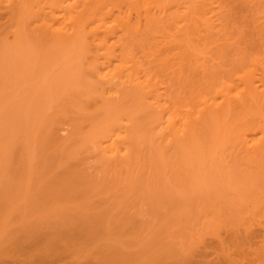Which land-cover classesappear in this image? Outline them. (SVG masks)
Returning a JSON list of instances; mask_svg holds the SVG:
<instances>
[{"label": "rangeland", "instance_id": "374dc122", "mask_svg": "<svg viewBox=\"0 0 264 264\" xmlns=\"http://www.w3.org/2000/svg\"><path fill=\"white\" fill-rule=\"evenodd\" d=\"M5 1L0 0V264H264V150L259 148L261 151L255 153L257 149H253L254 142L264 136L259 131L264 124L249 117L255 107H244L249 113L248 118L244 113L247 120L242 124L249 128L247 123L255 122L251 130L234 125L243 112L236 110L238 115L234 110L238 116L232 111L229 124L224 125L226 130L220 127L226 132L199 125L197 139L190 140L191 144L171 138L168 145L170 134H163L159 120H155L159 114L151 108L155 101L148 97L154 99L153 95L146 96L148 104L142 106L140 95L136 100L139 104L132 102L130 89V96L124 98L127 103L118 97L119 102L110 107L112 91L109 94L108 86L94 79L88 64L98 53L96 47L92 56L87 51L89 54L82 57V47L80 54L76 51L78 56L72 57L71 50L58 48L47 36L49 40L44 42L43 35L38 37L40 33L27 29L18 11L9 13V0ZM186 1L182 0L185 5L203 3ZM209 1L212 4L206 5L213 9L209 7L211 14L204 17H210L206 20L211 19L215 29L209 36L203 33L208 37L203 41L210 39L211 51L205 55L207 72H211L208 80L218 84L228 79L224 76L227 72L229 80L231 73L235 80V75L254 68L255 86L264 92V0ZM172 8L167 13H172ZM152 11L157 17L159 13ZM171 13L165 16L169 18ZM167 17L160 20L166 19L164 24L168 20V26L180 29L179 22L171 23ZM167 25L164 34L172 32ZM159 28L151 29L156 30L153 37L156 33L162 37ZM129 37L137 39L135 35ZM197 37L187 40L189 46H195ZM114 47V55L120 58L122 46L116 42ZM172 48L168 56L174 53ZM189 48L191 51L193 47ZM98 58L99 62L104 60L103 56ZM172 62L165 63L170 67ZM157 70L151 83L159 86V105L165 108V117L177 120L176 128L182 129L185 112L194 111L200 104L195 102H200L197 96H201L203 85L200 78H191L195 74L188 75L191 72L179 85L172 79L171 70ZM217 70L219 78H215L222 81L213 78ZM198 71L195 73L200 75ZM255 111L263 116L257 115L258 119L264 120V108ZM232 120V128L237 129L234 134L230 133ZM114 130L122 136L129 134L118 139L119 145L124 141L123 149L128 146L133 155H127L128 160L117 158L113 162L109 154L101 150L100 154L99 141L93 144L104 131L107 137ZM124 153L125 149L120 155Z\"/></svg>", "mask_w": 264, "mask_h": 264}, {"label": "bare ground", "instance_id": "6f19581e", "mask_svg": "<svg viewBox=\"0 0 264 264\" xmlns=\"http://www.w3.org/2000/svg\"><path fill=\"white\" fill-rule=\"evenodd\" d=\"M202 1H203V3L200 2V5L198 4V1H197V3L195 2V4H192V5L191 4L185 5L187 3L182 2V0H9L7 7L9 10V13H13L14 11H18L20 18H21V21L23 23H25V27H27V29L34 31V32H37V33H40L41 35L39 34L38 37H41L43 35L41 38L42 41L48 42L49 39L46 38V36H47L48 38H50V40H49L50 42L51 41L56 42L55 45H57V46L60 45L61 47H65L66 49L71 50L72 54L70 52L69 53L72 57L75 56L76 51L78 52V49H80L82 47H85L84 50L83 49L79 50L80 53L85 51L82 53V57H83V55L85 56L86 54H89L88 52H90V51H91L90 53H92V52H94V54H95V52L97 53V51H96V49H97L99 55H98V53L95 55L97 56V58L103 56L104 60L101 59V62L97 61L96 60L97 58L95 59L96 56L93 55V53H92L90 56L93 55L92 59H94L96 61L93 60L94 61L93 62L91 59L90 60V61H92L91 65H90V63H88V64H89V66H92L91 72L93 71L94 75L97 77V78L95 77L94 79H96V80L98 79L100 84L102 83L103 85H105V87L108 86L107 88H108V90H110L109 94H111L110 93L111 91H112V94H113V92L114 93L116 92L115 95L119 94V96H117V95L116 96H117V98L119 97L121 100H123L124 98L126 99V94H127V96H130V94H132V97L130 96V98L132 99V102H135L137 99H139V95H140V98H142L141 100L144 101V103L142 101H140L139 102L140 104H139L136 101L139 105L148 104V103H145L146 100L144 98H146V96L148 97L150 95H153L155 100L152 98V96H150L148 98L155 101L153 103L155 104V107L158 108V111L155 109V107L154 108L151 107L150 106L151 104L149 105V107H151L152 110L155 111L156 114L158 112V114H159L158 119L155 118V120H156V122H158L157 120H159L157 125H158V127H160V129H164L163 134H165V135L170 134L169 137H167L168 139H170L168 142L169 143L168 145H170V141H172L171 138H173V141L174 140L176 141L177 139H179V142H183L184 144L185 143L191 144L194 141V139H197V136H195L196 135L195 133H196L197 129L199 128L198 127L199 125L200 126H202V125L209 126L210 128L213 126L218 131V133H219V130H221L222 128H224L226 130L224 125L226 123L229 124V121H227V120H231V118L229 119V117H230V115H232L231 114L232 111L234 114V110H235V113L236 114L238 113V115H239V112H240L239 110L242 109L243 112H240V114L242 113L243 115L242 114H241L242 116L239 115L241 117V119L238 118V119H240V120H238V122H239L238 124L235 123L237 121V119L234 122H233V120L231 121L230 124H232V125H231L230 133L237 130V129L234 130V128H232L233 123H234V125H240L241 128H244L246 126V125L244 126L243 124L246 123L245 120H247V118H248L247 113H249L248 110H249V108L251 109V107H252V110L255 107L253 111H254V115L255 114L256 115L255 116L250 115L249 117H254L255 119L257 118V120H255V119H253V120H255L256 122H258V120H259L260 123L264 124L263 123L264 120H262L263 122L261 121L263 116L260 115L259 113L257 114L255 111V110H259V112L263 111V108H264V92H261L262 90L259 92L257 90V87L255 86L256 85L255 84L256 83L255 82L256 77H254V75H256V74H254L255 70L253 67H252L253 70L252 71L250 70V72H249V70L247 71V73L243 71L244 76L240 75V76L236 77L237 75H235V78L239 81H237L236 79L232 80L233 79L232 73H231L232 79L229 80L230 76H228V74H227L228 72L226 74H224V76L228 77V79L224 80V78H223L222 79L223 81L221 79L217 80L219 78V77H216V75L219 76L218 70L216 72L218 74L214 73L215 75L213 74L214 75L213 78L216 77L217 79L216 78L215 79L217 80V82L222 81L223 83L220 82L222 84H220V83L214 84V82H212L213 84H211L210 80H208V78L210 79L211 77L208 75L209 71L207 72L208 69L206 68L207 67L206 66V60H208V59L205 58V55L208 51L210 53L211 49L208 50V47H209L208 41L210 39H207L208 37L204 34L205 33H207V35L209 33L211 34L212 30L214 28V25L212 26L211 19L206 20L210 17L205 19L206 16L204 17V15H207V13H210L211 10L213 9V8L211 9L212 6H209L212 4L213 1L211 3L209 0L208 1L202 0ZM5 2H7V1H5ZM192 2L193 1L191 0L190 3H192ZM181 3H184V5H182ZM207 3L209 5H206ZM174 5H176V7H174ZM182 6H184V7H182ZM202 6L204 9L202 8ZM170 7L175 8V9L172 8L173 9L172 13H171V11H169L172 14V15L170 14V16L168 15L170 18V21H172L171 23H174V24H175V22L176 23L179 22V26H181V27H179L178 24H176V26H178V28H180V29H175V26H171L173 24H169V26H168L167 24L170 23L168 20L166 21L167 24L166 23L164 24L166 19L163 20V22L161 21L164 18L161 19L160 17L164 16L166 18L167 15L165 16V14H169V12L167 13V11H168V9H171ZM209 7L211 10L209 9ZM0 8H2V6ZM206 8H208V10ZM152 10H155V13L156 12L159 13V14L158 13H156V14H158V15L161 14L163 16L160 15L158 17V15H157V17H158L157 18L155 16V14H152L154 12ZM203 11L204 12L206 11V14H204ZM207 11H209V12H207ZM178 13H180L181 15L179 16ZM150 15L152 17L154 15L156 17V19H158V22L156 19H154L155 22L151 21ZM177 16H178V20L175 21V19H177ZM169 18L167 17V19H169ZM143 20H145L144 23H143ZM180 21H182L183 24L180 23ZM152 22H154V23H152ZM208 22H210V24ZM151 23H152V25L149 26V24H151ZM155 25H158V26H155ZM160 25H162V26L159 28ZM164 25H167V27H168L167 29H169L171 27L173 28V29L171 28L172 32L169 29V32H171L170 34H167V33L164 34L163 33L164 29H166ZM153 27L155 29L157 27L160 29V31L162 33L160 31L159 32H160L162 37L161 36H159V37H161V38H158V33H156L157 37H153L152 34H154V32H156V30L158 31V28H157L156 30L154 29V32L153 31L151 32V29L153 30ZM174 29L176 31L177 30L178 31L173 32V31H175ZM149 33L152 35V37ZM174 33L175 34L178 33V34L175 36H172V35H174ZM195 33H197V34H195ZM162 34H164V35H162ZM130 35H135L137 39H131L129 37ZM169 35L171 38L174 37V39L170 38L172 41L169 39ZM194 35H196V36H194ZM163 36H165L169 40V42ZM190 36L191 37L193 36L195 38L198 36L197 40L195 39V42H194L195 46H193L194 44L190 45L193 47L191 51L189 50V49H191V48H189L190 47L189 42L191 41V39L193 40V37L189 38ZM205 37H207L206 38L207 44L205 41H203V40H205ZM177 38H178V41L176 40ZM158 39L161 40L163 43L161 41H159ZM165 39L167 41V44H170L171 42H172V44L167 46V44L165 43ZM179 39H181V40L179 41ZM38 40H40V39L38 38ZM187 40L188 41L190 40V41L188 42ZM125 41H126V46H124ZM186 41L188 44L185 43ZM199 41H203V42L199 43ZM116 42L119 43L120 46H122L120 49L121 50L120 53L122 54V55H120V58H117L118 56L116 57L114 55V53L116 51L114 45ZM164 43H165V45H164ZM191 43H193V42H191ZM202 43L206 44L207 47L205 45H203ZM38 44H41V43H39V41H38ZM52 44H50L49 47H51ZM185 44H186V46L188 45V48L185 46ZM55 45H53V46H55ZM87 45H88V47L86 49ZM161 45H163L164 47L161 48L162 47ZM177 45H179L180 47ZM181 45H183V46H181ZM176 46L178 48H176ZM95 47H96V49H94L95 51L92 50ZM171 47H173L172 48L173 51H171V52H174V53L175 52L177 53V51H179V48H180V50L181 49L182 50L179 51L177 56L175 55L176 53L175 54L172 53L171 56L170 55L168 56V53H170ZM58 48H59V46H58ZM65 48H64V50H65ZM61 49H63V48H61ZM99 49H101L100 51H102V50H104V51H102L100 53ZM162 49H163V51H164V49L165 50L169 49V52L164 51V53H163L164 55H166V53H167L168 59H167V57H165V59H164V57H163L164 55L162 54V52H163ZM174 49H175V51H174ZM186 49H188V51ZM45 50H46V48H45ZM122 50H124V51H122ZM185 50L187 51L186 53H189V54H186ZM136 51L137 52L139 51L138 53L140 54V57H138V53ZM47 52H49V50ZM192 52L194 55L192 54ZM195 52H196V54H195ZM62 53H63V51H62ZM78 53L76 54V56H78ZM100 54H102V55H100ZM179 54H180V56H179ZM185 55H187V56H185ZM201 55H203V56H201ZM169 57L170 58L174 57V58L170 59ZM176 57H177V59H176ZM201 59L204 62H200ZM209 59H211V58H209ZM165 60H167V61H165ZM168 60H169V62H172L174 60V63L172 62L173 64H170V67L168 66L169 64L166 65V63H169ZM211 65H212V63H211ZM252 66H254V63L252 64ZM258 67H259V65H258ZM255 68H257L256 65H255ZM157 69L160 72H162V71L167 72V70H169V71L171 70L170 73L172 75V79L174 78L173 80H176L175 81L176 83L182 82L185 79L188 80L187 72L188 73L191 72L188 75L193 76L192 74H195V76H193L191 78H193V80L195 79V81L198 80V78H200L199 80L201 82H199V83L201 85H203L202 86L203 88L200 86L203 89L201 96H199V95L197 96V97H200V99H198V101L200 100V102H195L196 105H197V103H200V104H198L199 106L197 105L198 107L196 105H194V106H196L195 109L197 108L198 110L196 109L197 112H195V109L193 111V109L191 108L192 110L189 109V110H191L190 113L185 112V113H187V114H185L186 117L184 118L183 121L180 120L182 126L180 125V122L178 123L182 129H179L180 127L176 128V123H177L176 121L177 120H174V118L169 119L168 117H165L166 110L161 105H159L160 104V97H161V95L158 91L159 86L157 87L155 83H153V85L151 83L152 79H154V77L156 75L155 71ZM197 71L200 73V75L195 73ZM93 73H91V74H93ZM209 73H211V72H209ZM223 73H225V72H223ZM152 74H154L153 75L154 77L152 76ZM234 74H236V73H234ZM196 76H197V79H196ZM258 77H260V76H258ZM262 78H263V76H262ZM233 81H237V82H233ZM261 82H262L261 84L264 83L262 80H261ZM95 83H97V82L95 81ZM178 84L180 85L181 83H178ZM217 85H218V87L220 86L219 87L220 89H216ZM113 86H115V87L117 86L116 89H114L115 87H113ZM101 88H102V86H101ZM125 89L127 90L126 93H125ZM129 90H130V94H129ZM238 90H241V91L238 92ZM95 92H96V90L94 91V93ZM234 92H236V94ZM103 93H105V91ZM112 94L109 95V96H111V98L110 97L108 98V95L106 96L108 99H110V102H111V104L109 105L110 107L112 104H115V102H119V98H118V100H115L117 98L115 95H114L115 97L113 98ZM93 96H94V94H93ZM120 96H122L123 98ZM90 98H91V96H90ZM104 98H105V96H104ZM107 98H105V99H107ZM174 98H175V95H174ZM125 99L123 101H125ZM167 99L168 98H166V100ZM196 101H197V98H196ZM125 102L127 103V101H125ZM136 102H135V104H136ZM170 102H172V101H170ZM129 103H131V102H129ZM255 104L259 109L255 106ZM174 105H176V104L174 103ZM109 106H107V107H109ZM126 106H127V104H126ZM173 107H175V106H173ZM176 107H177V105H176ZM244 107H249V108L246 109ZM104 108H106V107H104ZM139 109H141V108H139ZM236 110H238L239 112L238 111L236 112ZM252 110H250L251 113H252ZM170 111H172V110H170ZM174 112H177V111L174 110ZM191 113L195 114L194 118H192L193 116L191 115ZM244 113L247 116V118H244L245 117ZM188 114L191 115V117ZM238 115L234 114L235 117H237ZM257 115H260L261 119H258L259 117H257ZM242 117H243V120H242ZM242 122H243V124H242ZM252 123H253V121H252ZM252 123L251 122L247 123V124H249V128L246 126V128H248V130L252 129L251 128ZM254 123L252 124L253 126H254ZM178 124H177V126H178ZM129 125H130V123H129ZM217 126H219V127L216 128ZM255 126H257V125L255 124ZM262 126L264 127V125H262ZM220 127H222V128L220 129ZM259 127H261V126H259ZM130 128H131V126H130ZM246 128H245V130H247ZM262 128H260L261 130L259 129V131H260V134L263 133V135H264V128L263 129ZM224 129H222V130L225 131ZM116 130H119V129H116ZM229 130H228V132H229ZM126 131H127V129H126ZM220 132H222V131H220ZM104 133L107 134L105 131H104ZM179 133H180V135L182 134V136L179 137V135H178ZM235 133H237V132H235ZM105 134L101 135V137L99 138L100 140H97L96 138H98V137L96 136V138H95L96 141H93V144L95 142L99 141L98 144L100 146V149L99 148L98 149H99L100 154L102 152L105 153L106 155L109 154L108 155L109 159L113 157L112 158L113 162L114 161L117 162L116 161L117 158H123V159L126 158L128 160L129 158H127L128 157L127 155H130V152L126 148L128 146H125L124 149H125L126 153H124V156H122V155H120V153H122V151L124 150L123 144L125 142L123 141L122 145H119V141L121 140V138L124 137V135L126 133L122 136L121 135L122 132L114 130V131H111V133H109L110 135L108 134L107 137ZM163 134L161 133L159 135H163ZM233 134H234V132H233ZM171 135L173 137H171ZM242 135L245 136L246 134H242ZM166 136H168V135H166ZM215 136H217V134ZM244 136H242V137H244ZM174 137L175 138L177 137V138L174 139ZM261 137L258 139L256 138L257 139L256 143L254 142L256 140L253 141L254 147L251 145L254 150L257 149L255 151V153L259 152L260 149L264 150V148H263L264 145H262L264 143L263 142L264 136H261ZM162 138H164V137H162ZM213 138L214 137H212V139ZM118 139H119V141H118ZM131 139H133V137ZM192 139H193V141L190 142V140H192ZM243 140H244V138H243ZM179 142H178V144H179ZM243 142H245V141H243ZM93 144H92V146H93ZM171 144H172V142H171ZM174 145H175V143H174ZM162 146H163V144H162ZM93 151H94V149H93ZM133 151L135 153V149ZM99 152L97 154H99ZM138 154H139V152L137 153V155ZM94 155H95V153H94ZM118 155H119V157H118ZM131 155H130V158H131ZM132 157H133V155H132ZM100 159H102V156H100ZM103 159H104V157H103ZM122 163H123V161H122ZM117 167H118V165H117Z\"/></svg>", "mask_w": 264, "mask_h": 264}]
</instances>
